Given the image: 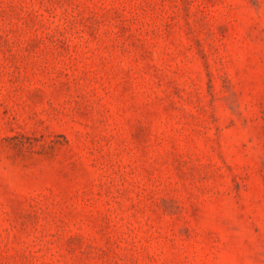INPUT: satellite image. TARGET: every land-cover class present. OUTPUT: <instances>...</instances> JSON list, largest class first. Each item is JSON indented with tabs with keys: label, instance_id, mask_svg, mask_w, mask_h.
<instances>
[{
	"label": "rangeland",
	"instance_id": "1",
	"mask_svg": "<svg viewBox=\"0 0 264 264\" xmlns=\"http://www.w3.org/2000/svg\"><path fill=\"white\" fill-rule=\"evenodd\" d=\"M0 264H264V0H0Z\"/></svg>",
	"mask_w": 264,
	"mask_h": 264
}]
</instances>
